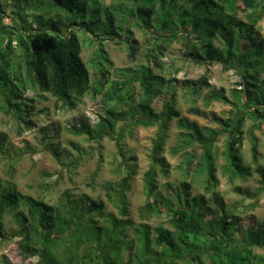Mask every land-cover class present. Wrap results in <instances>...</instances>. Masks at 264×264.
Here are the masks:
<instances>
[{
  "label": "trees",
  "instance_id": "16d2710c",
  "mask_svg": "<svg viewBox=\"0 0 264 264\" xmlns=\"http://www.w3.org/2000/svg\"><path fill=\"white\" fill-rule=\"evenodd\" d=\"M28 1L36 2V6L40 4L36 0ZM94 1L97 6L91 10L88 0H52L59 7L53 8L66 14L63 19H55L53 16L33 17L37 24L33 28L28 24L27 15L21 14V29L16 38L7 36L5 44L0 38V96H3L6 111L17 120L25 122L28 127L34 125L32 120H27L30 112L28 108L32 107L26 103L23 92L27 81L22 75L20 64L12 63L9 58L13 50V38L17 48L23 52L27 79L31 86L41 93H50L65 106L74 109L77 101L88 94L92 87L91 73L82 58V41L73 28L88 33L98 28L102 32V38L94 36L91 41L96 39L101 42L94 60L100 74L99 86L103 88L108 74L103 64L110 63L103 47L104 38H126L132 27H138L153 40L154 46L146 53L151 66L161 68L154 54L163 56L170 44L183 39L182 58L188 62L206 67L219 64L225 70L234 69L241 81L238 85L240 89L232 92L241 106L242 116L236 118L235 126L232 119H221L219 123L222 128L219 129L190 121L177 110V91L172 87L175 80L156 75L151 66L141 65L135 70L124 69L129 80L123 84L116 83L107 92H102L104 115L99 119L97 137L102 138L116 131L119 122L126 118V113H120L111 101L121 102L131 98L133 94L126 91L127 85L139 83L143 99L132 117L134 125L148 128L162 122L160 128L165 131L167 125L177 119L182 129L181 136L188 148L196 146L203 151L201 162L202 172L206 175L207 192L219 185L217 155L213 148L224 133L228 134L226 171L233 177L249 174V169L244 166L240 145L244 136V116L264 124V37L257 28L264 0H111L110 6L104 5L106 0ZM237 1H241L243 7L238 6ZM3 8L0 4V10ZM241 10L250 12L247 21L239 18ZM123 11L130 13L131 18L137 17L141 27L133 20L129 22L128 18L116 26L119 20L117 16L120 18ZM89 12L94 18L92 21L89 20ZM105 17L108 23L103 22ZM98 22L105 23V26L102 24L99 27ZM6 31L7 27L3 26V39L8 35ZM129 48L130 57L133 58L137 49L133 45ZM180 83V88L189 89L195 95L211 87L206 76ZM162 96L167 100L163 110L157 112L153 104ZM215 101L230 103L223 89L210 93L207 103ZM193 112L196 110L193 109ZM73 130L77 135H88L90 125L82 123ZM163 147L164 139L160 137L154 143L152 164L144 175L147 195L154 198L153 208L164 203L157 193L158 171L154 167L159 166L162 175L167 176L169 173V164L161 155ZM252 154L254 162L258 164L257 144L253 145ZM186 156L191 164L197 158V153H186ZM258 172L264 185V169L259 166ZM134 173L131 171L128 177ZM189 187V184L184 183L177 194L176 198L181 205H177L176 209L171 207L172 203L165 204L171 214V224L179 234L180 245L175 241V234L158 227V239L164 248L157 259L162 261L157 264H180L177 260L184 259L190 253L196 255L199 264H254V248L264 249V226L245 230V235L243 230L238 231L243 235L237 238L233 230L239 220L234 214L226 212L223 199L215 197L214 205H209L205 196L189 198ZM105 216L104 203L89 197L79 201L67 198L64 203L50 205L42 199L19 193L14 188L3 187L0 181V239L5 238L6 220L11 218L17 225V231L12 236L20 239L19 248L24 257L42 255V264H60L56 254L57 263L56 260L51 262L47 256L50 252L56 253L61 245H72L75 249L88 247L86 257H77L75 254L65 264L84 263L87 258L92 260L97 244L104 247L100 264H132L124 261L122 252L117 253L114 247H108V235V242L103 239L104 229L96 225V218ZM110 223L108 233L116 232V228L123 226L122 222L113 217ZM142 227V244L149 252L148 227ZM64 231V234L54 239L56 233ZM97 257L100 258V254Z\"/></svg>",
  "mask_w": 264,
  "mask_h": 264
},
{
  "label": "rangeland",
  "instance_id": "374dc122",
  "mask_svg": "<svg viewBox=\"0 0 264 264\" xmlns=\"http://www.w3.org/2000/svg\"><path fill=\"white\" fill-rule=\"evenodd\" d=\"M40 3L28 0H0L4 7L0 10V38L5 44L7 36L15 37L21 29V14L27 15L28 24L37 27L33 17L43 16L55 19H63L66 14L60 9H54L52 0H36ZM102 1V0H101ZM111 0H106L105 6H110ZM100 2V1H99ZM103 2V1H102ZM90 9H96V2L88 0ZM101 3V2H100ZM31 5V6H28ZM237 5L243 7L241 1ZM51 7V9H50ZM126 10V9H125ZM76 11V10H74ZM262 17L257 28L264 37V8L260 9ZM250 12L241 10L239 18L247 21ZM92 13H88L89 20ZM116 23H123L126 18L129 22L138 23L137 17L130 13H120ZM257 15V14H256ZM103 22L108 23L106 17ZM98 22L99 27L103 24ZM105 23L103 24L105 26ZM27 24V25H28ZM3 26L7 27V34L3 39ZM82 41V58L91 73V91L77 101L76 107L70 109L50 93H41L31 86L27 79L26 60L23 52L13 38L12 51L9 58L12 63L20 64L22 75L27 81L24 97L28 108L29 117L34 125H28L17 120L5 109L3 96H0V181L3 187H11L17 192L42 199L50 205H58L66 202L67 198L79 201L89 197L97 202H103L107 216L97 217L96 225L104 229L103 239L108 235V247H114L116 252H122L124 261L132 264H157L162 260L159 253L163 252L164 245L159 242L157 228L175 234L176 243L180 245L179 234L171 224V214L165 204L172 203L176 209L178 202L176 196L180 193L183 184L188 188L189 198L205 196L209 205H214L213 199L221 197L224 201L226 212L234 214L238 218V226L233 230L237 238L242 237L243 230L256 229L264 226V185L258 167L264 169V124L255 122L244 116L243 140L240 145L244 166L250 173L244 176L233 177L226 171V141L228 134L224 133L219 142L213 148L216 153V168L219 185L207 192L206 175L202 172L203 164L201 156L203 151L196 146L188 148L181 136V128L178 120L174 119L162 131L159 122L152 127L135 126V115L139 102L143 99V90L139 83L127 85V90L133 95L121 102L111 101L120 113H126V118L121 120L114 133L102 138L97 137L98 123L104 115L103 93L115 86L116 83H126L128 73L124 69H138L141 65L151 66L146 59V53L154 46L152 38L138 27H132L126 38L105 37L104 50L110 63L104 62L103 68L108 72L103 88L99 86V70L94 58L97 57L98 40L94 36L101 37V31L95 28L91 33L73 28ZM104 29V28H103ZM127 37H130L128 40ZM133 45L137 52L130 57L129 46ZM184 41L177 40L168 46L163 56L158 57L156 65L151 66L156 75H161L173 82L177 91V110L183 117L195 121L200 126L222 128L221 119H232L233 126L236 118L242 116L241 106L234 99L233 90L240 89V77L234 69L225 70L221 65L210 67L188 62L183 57ZM206 76L210 88L195 95L189 89L180 88L183 80H198ZM223 89L230 103H207L208 96L213 90ZM101 90V92H99ZM165 96L157 98L153 108L157 112L163 110ZM193 109L196 112H193ZM248 110V109H246ZM249 111V110H248ZM90 125V134L77 135L75 127L81 124ZM162 137L164 147L162 157L169 164L167 176L160 173V167L155 165L157 175V193L163 199V204L153 208V199L147 195L144 183V175L149 170L152 161L155 141ZM257 144L259 161L253 160L252 148ZM186 153H197L193 163L187 161ZM135 172L129 178V173ZM124 209V210H123ZM115 218L123 223L122 228L108 233L111 229L110 219ZM127 222L128 224H124ZM143 225L148 227L149 252L143 247L140 231ZM105 230L107 232H105ZM17 231V225L11 218L6 220L5 238L0 239V264H42V255L24 257L19 248V238L12 236ZM62 233H56L54 239ZM60 234V235H59ZM57 235V236H56ZM59 242V240H56ZM96 252L90 258L80 264H100L103 248L96 245ZM184 247V246H183ZM87 248H76L72 245H61L56 253L50 252L47 258L53 262L58 258L60 264H65L67 259L76 254L77 257H86ZM56 254V257H55ZM100 254V258H98ZM105 254V253H104ZM254 264H264V249L254 248ZM115 256V255H114ZM76 257V258H77ZM162 259H165L161 255ZM203 259H206L204 257ZM180 264H199L200 260L192 253L184 259L177 260ZM207 261V259H206Z\"/></svg>",
  "mask_w": 264,
  "mask_h": 264
}]
</instances>
